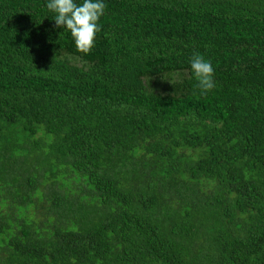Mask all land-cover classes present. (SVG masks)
Wrapping results in <instances>:
<instances>
[{
  "label": "trees",
  "instance_id": "1",
  "mask_svg": "<svg viewBox=\"0 0 264 264\" xmlns=\"http://www.w3.org/2000/svg\"><path fill=\"white\" fill-rule=\"evenodd\" d=\"M47 3L0 0V264H264V0H103L87 54Z\"/></svg>",
  "mask_w": 264,
  "mask_h": 264
},
{
  "label": "clouds",
  "instance_id": "2",
  "mask_svg": "<svg viewBox=\"0 0 264 264\" xmlns=\"http://www.w3.org/2000/svg\"><path fill=\"white\" fill-rule=\"evenodd\" d=\"M50 12L55 13V27L69 30L78 52L87 54L95 44L96 34L100 31L98 21L104 14L106 5L103 0H48L46 5ZM190 67L201 95L207 94L215 87L214 69L210 61L200 54L190 59Z\"/></svg>",
  "mask_w": 264,
  "mask_h": 264
}]
</instances>
